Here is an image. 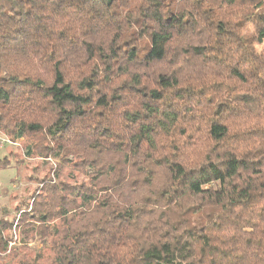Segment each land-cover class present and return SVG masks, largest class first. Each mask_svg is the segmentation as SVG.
I'll return each instance as SVG.
<instances>
[{
    "label": "clouds",
    "instance_id": "9594fccd",
    "mask_svg": "<svg viewBox=\"0 0 264 264\" xmlns=\"http://www.w3.org/2000/svg\"><path fill=\"white\" fill-rule=\"evenodd\" d=\"M0 264H264V0H0Z\"/></svg>",
    "mask_w": 264,
    "mask_h": 264
}]
</instances>
